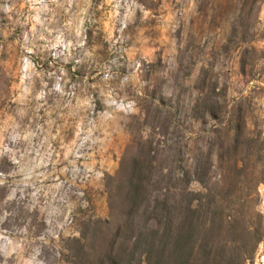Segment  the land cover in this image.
Returning <instances> with one entry per match:
<instances>
[{"label":"rangeland","instance_id":"374dc122","mask_svg":"<svg viewBox=\"0 0 264 264\" xmlns=\"http://www.w3.org/2000/svg\"><path fill=\"white\" fill-rule=\"evenodd\" d=\"M206 100L245 113L229 153L264 221V0H0V264H75L71 241L148 158L155 181L180 147L187 168L213 160L210 183L236 174Z\"/></svg>","mask_w":264,"mask_h":264},{"label":"trees","instance_id":"16d2710c","mask_svg":"<svg viewBox=\"0 0 264 264\" xmlns=\"http://www.w3.org/2000/svg\"><path fill=\"white\" fill-rule=\"evenodd\" d=\"M241 31L245 46L241 65L245 71L246 53L254 48L245 38L246 29L242 27ZM203 75L205 85L208 73ZM209 90L213 94L215 83H209ZM203 103L199 118H213L226 128L220 157L222 161L232 159L231 168L236 174L210 183L213 160L208 156L187 168L180 157L182 147L177 150L178 171L156 181L152 158L134 166L131 172L125 169L119 186L109 194V217L87 224L80 238L71 241L70 254L75 264L253 262L264 241L258 193L248 184L244 159L229 153L231 148L242 149L245 113L242 109L226 110L225 115L213 103ZM194 181L203 186L199 192L190 188ZM156 183L164 185L158 194H154Z\"/></svg>","mask_w":264,"mask_h":264}]
</instances>
